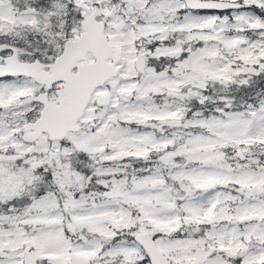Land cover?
I'll return each mask as SVG.
<instances>
[{
  "label": "rangeland",
  "instance_id": "374dc122",
  "mask_svg": "<svg viewBox=\"0 0 264 264\" xmlns=\"http://www.w3.org/2000/svg\"><path fill=\"white\" fill-rule=\"evenodd\" d=\"M37 1L0 0V61L15 52L49 63L80 36L93 5L120 61L118 75L94 92L81 130L56 144L44 136L36 144L21 140L40 109L19 105L42 89L27 78L0 82V264H23L25 251L37 264L73 257L149 264L133 240L138 233L149 234L171 264H264V167L253 153L263 150L264 106L220 113L264 67V0H222L244 8L204 14L184 12L182 0H50L47 8ZM159 58L174 67L156 70ZM106 94L110 104L97 107L96 97ZM161 120L179 126L168 130ZM233 150L240 168L226 161ZM82 154L86 177L71 168ZM181 154L188 168L177 185L155 176V162L139 177L114 180L129 160L149 164L156 156L165 165ZM217 185L237 200L234 212L213 223L207 216ZM181 218L202 233L175 240Z\"/></svg>",
  "mask_w": 264,
  "mask_h": 264
},
{
  "label": "water",
  "instance_id": "95a60500",
  "mask_svg": "<svg viewBox=\"0 0 264 264\" xmlns=\"http://www.w3.org/2000/svg\"><path fill=\"white\" fill-rule=\"evenodd\" d=\"M186 10L191 12L223 13L243 9L240 3L217 0H182ZM101 13L96 5L89 10V16L80 22L81 35L78 39L64 43L62 53L45 72L38 62H20L16 53L7 56L0 64V79L5 77H27L38 85L50 86L62 83L56 91V99L49 101L48 95L40 93L36 96H27L21 105L31 102L43 105L39 117L23 128L22 141L33 143L43 134L50 141H62L67 133L78 132L77 125L83 116L93 92L114 79L120 57L113 49L105 36V24L100 21ZM91 55L93 62L88 63L86 56ZM135 68L143 69V60L138 55ZM75 69V72H73ZM109 94L97 99V106L107 107L110 104ZM161 127L176 128L179 122L175 120L159 121ZM134 242L141 247L149 264H171L163 253L156 247L154 240L147 233H138L133 237ZM23 264H37L36 259L26 251ZM67 264H91L88 260L72 258Z\"/></svg>",
  "mask_w": 264,
  "mask_h": 264
},
{
  "label": "trees",
  "instance_id": "16d2710c",
  "mask_svg": "<svg viewBox=\"0 0 264 264\" xmlns=\"http://www.w3.org/2000/svg\"><path fill=\"white\" fill-rule=\"evenodd\" d=\"M50 0H38L37 5L40 6V8H47L48 2ZM240 3V2H238ZM189 13V11H184ZM193 13V12H191ZM228 13V12H226ZM204 14V13H200ZM3 37L7 38L9 37L8 34L3 33ZM173 60L167 59V58H159L157 62H155V68L156 70L162 71V70H171L173 68ZM242 85L236 89V92L233 94V105L234 109L232 107H225L223 108L222 112H230V111H238L240 113H246L249 109L251 110H258L261 106H264V67L260 70L258 76H252V78L248 79L246 82L241 83ZM200 109V108H194ZM171 128H168L170 130ZM263 150H254L253 153L259 155L261 157V161L259 164L264 167V142H262ZM237 151V150H236ZM233 150L232 155H229L226 157V161L231 163L234 167H239L241 161L236 162L237 160L233 159V156L235 152ZM182 154L176 156L172 162L166 163L165 165L160 164L157 161V157L155 156V159L150 157L148 160L151 161L149 164L142 163V160H136L131 161L129 160L128 163L130 164L128 168L123 173V176H116L114 178L115 181H118L125 178H136L139 177V173H142L146 171L147 169L151 170L154 169V166L152 165L153 162H155V176L157 175V172L159 174H162V178L166 183L173 182L174 185H177L179 181H181L182 172H185V169H187V158H182ZM154 159V160H153ZM87 158L82 154V156L77 155L76 158L73 157L71 161V168H73V171H77L83 176H88L90 174V169L88 168ZM240 168V167H239ZM119 169V168H117ZM134 170V171H133ZM136 174V175H135ZM174 175L176 179H172L171 175ZM105 182H107V178L104 179ZM227 187H230V185H227ZM96 186L92 185L90 183L88 185V189L91 191H96ZM234 192H230V190L225 189L222 186H218L215 188L213 196H212V205L210 208V213L207 216V219L213 220V223H216V220H223L226 219V216L229 215L230 212H234L236 209L235 202L237 198L233 196ZM196 196L201 198L202 192H196ZM264 200V196H261ZM226 215V216H225ZM185 218V217H184ZM184 218L179 219L181 221L178 225V227L174 230L172 237L175 240L181 239L182 237L189 236L191 238H197L202 233V227L197 225L193 220L189 219L185 221ZM212 224V223H211ZM208 227V226H206ZM132 238H130L131 240Z\"/></svg>",
  "mask_w": 264,
  "mask_h": 264
},
{
  "label": "flooded vegetation",
  "instance_id": "af4514ba",
  "mask_svg": "<svg viewBox=\"0 0 264 264\" xmlns=\"http://www.w3.org/2000/svg\"><path fill=\"white\" fill-rule=\"evenodd\" d=\"M61 54V53H60ZM59 54V55H60ZM10 55V54H9ZM17 55V58H18V60L20 61V62H23V63H32V62H34V61H38L42 66H43V70L45 71V72H48L49 71V66L54 62V60L59 56H56L52 61H50L49 63H47V61H45L44 59H40L39 57H36L35 59H33V60H28V61H26V60H24V59H22V58H20L19 57V55L18 54H16ZM138 55H141V57H142V60H143V67H144V65H145V61H144V58H143V55L142 54H137L136 55V57L138 56ZM8 55H4L3 56V58H2V60L0 61V64H2L3 63V60L7 57ZM120 57V56H119ZM136 57H135V60H136ZM75 72V71H74ZM20 78H26V77H17V76H15V77H5V78H3V79H0V82L1 81H3V80H17V79H20ZM27 79H29V78H27ZM29 80H31V79H29ZM35 83V82H34ZM36 85H38L37 83H35ZM41 89H42V91H39L37 94H35V95H38V94H40V93H44V94H47L48 95V100L49 101H52V100H55L56 99V91L58 90V89H60L61 87H62V84H53V85H50V86H46V85H38ZM98 89H100V88H98ZM98 89H96V90H98ZM44 90V91H43ZM95 90V91H96ZM51 91H53L54 92V97L53 98H50L49 97V95H50V92ZM94 91V92H95ZM94 94V93H93ZM93 94H92V96H93ZM35 95H33V96H35ZM92 96H91V98H92ZM102 95H100V96H97L96 97V99H95V104H96V106H97V99L99 98V97H101ZM23 100V99H22ZM22 102V101H21ZM89 103H90V101H89ZM32 104H36L37 106H38V108L40 109V112H39V114H38V117H39V115H40V113L42 112V110H43V105H41L40 103H35V102H31V103H28V104H26V105H19V107H28V106H30V105H32ZM89 105V104H88ZM88 107V106H87ZM98 107V106H97ZM87 109V108H86ZM85 109V110H86ZM85 112V111H84ZM84 115V114H83ZM28 123H30V122H28ZM78 123H79V121H78ZM27 124V123H26ZM79 125V124H78ZM25 126V125H24ZM80 126V125H79ZM80 130H81V126H80ZM79 130V131H80ZM78 131V132H79ZM70 133H72V132H69V133H67V135L68 134H70ZM75 133H77V132H75ZM67 135H66V137H67ZM46 137V139L48 140V143L49 144H56V143H60L61 141H50L49 139H48V137L46 136V135H42L38 140H36L35 142H33V143H25L24 142V144H26V145H30V144H36L42 137ZM21 137H22V135H21ZM65 137V138H66ZM64 138V139H65ZM63 139V140H64ZM62 140V141H63ZM53 154L52 153H50V156H52Z\"/></svg>",
  "mask_w": 264,
  "mask_h": 264
}]
</instances>
